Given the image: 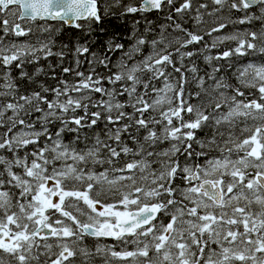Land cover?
Segmentation results:
<instances>
[{"label":"snow or ice","instance_id":"1","mask_svg":"<svg viewBox=\"0 0 264 264\" xmlns=\"http://www.w3.org/2000/svg\"><path fill=\"white\" fill-rule=\"evenodd\" d=\"M0 264H264V0H0Z\"/></svg>","mask_w":264,"mask_h":264},{"label":"trees","instance_id":"2","mask_svg":"<svg viewBox=\"0 0 264 264\" xmlns=\"http://www.w3.org/2000/svg\"><path fill=\"white\" fill-rule=\"evenodd\" d=\"M151 15H152V16H156V13L153 12ZM60 28L62 29V34L65 35L66 37H67V36H78V35L80 34V31L77 30V29H75V28L70 29V28H66V27H64V26H62V27H60ZM65 42H66V41H65ZM50 47H52V45H51ZM55 50H56V49H54V51H55ZM202 66H203V65H202Z\"/></svg>","mask_w":264,"mask_h":264},{"label":"rangeland","instance_id":"3","mask_svg":"<svg viewBox=\"0 0 264 264\" xmlns=\"http://www.w3.org/2000/svg\"><path fill=\"white\" fill-rule=\"evenodd\" d=\"M15 8V7H14ZM17 11H19L18 10V8H17ZM21 23H25V22H21ZM37 23H39V24H41L43 27H45V28H47L49 25H50V23H53V24H51L52 25V27H53V30L55 29V28H60V27H62L60 24L62 23V22H49V23H44V22H38L37 21ZM66 28H70V27H66ZM71 29V28H70ZM26 31H27V28L25 29ZM51 46V44L49 43V47ZM39 48V46H34V49H38ZM46 50V49H45ZM251 62V61H250ZM257 62H259V61H257Z\"/></svg>","mask_w":264,"mask_h":264},{"label":"water","instance_id":"4","mask_svg":"<svg viewBox=\"0 0 264 264\" xmlns=\"http://www.w3.org/2000/svg\"><path fill=\"white\" fill-rule=\"evenodd\" d=\"M13 7H18V6H16L15 4H13L12 5ZM18 10L19 11H23V5H20L19 7H18ZM37 20H39V21H46V22H58V21H53V20H51V19H49V18H47V17H40V18H38ZM66 27H70V28H73V27H71V26H68V25H65Z\"/></svg>","mask_w":264,"mask_h":264},{"label":"flooded vegetation","instance_id":"5","mask_svg":"<svg viewBox=\"0 0 264 264\" xmlns=\"http://www.w3.org/2000/svg\"><path fill=\"white\" fill-rule=\"evenodd\" d=\"M101 2H102V0H101ZM101 11H102V10H101ZM46 23H48V22H46ZM51 24H53V23H51ZM60 25L66 27V26H65L64 24H62V23H61ZM71 29H72V28H71Z\"/></svg>","mask_w":264,"mask_h":264}]
</instances>
